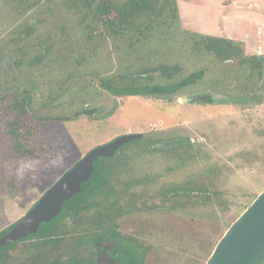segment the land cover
<instances>
[{
    "label": "trees",
    "instance_id": "trees-1",
    "mask_svg": "<svg viewBox=\"0 0 264 264\" xmlns=\"http://www.w3.org/2000/svg\"><path fill=\"white\" fill-rule=\"evenodd\" d=\"M24 1L28 2L23 9L26 11L38 2ZM62 4L75 18L69 37H59L67 40L65 52L59 54L57 41L60 39L55 35L37 37V33L33 35L36 29L26 24L22 45L3 52L0 57V126L10 140L8 154L18 161L14 173L2 184V188H8L11 194L24 181H30L39 172L62 162L61 153L42 134L43 121L111 116L116 105L103 112L101 98L106 93L115 97L139 95L171 100L202 80L206 75L205 68L200 67L177 78L181 70L173 73L170 65L157 60L158 54L165 52L170 42L173 46L189 43L196 56L208 55L217 62H237L245 82L241 94H249L252 88L264 82V54H247L241 42L226 36L182 29L178 0H62ZM73 32L76 38L72 37ZM11 54L14 57H7ZM7 64L13 66L7 67ZM12 71H18L13 74L14 83L3 86L1 80L6 78L5 73ZM75 101L79 105L72 112L55 113L56 108L73 106ZM198 102L214 104L216 99L210 93H204ZM144 136L124 144L111 157H99L91 177L82 184L81 192L64 203L57 217L48 223L42 222L36 233L0 247V264H63L66 259L73 258L79 251L81 240L64 244L54 235L58 229L69 225L66 224L67 215L72 220L70 225L75 222L83 225L77 214L85 208L87 191L93 197L100 194L108 201L110 196L115 197L109 203L118 204L120 208H111L96 220L116 225L112 230L115 236L122 238L124 263L139 261V264H146L151 261L150 254L156 251L155 245L141 240L140 229L134 231L137 234L117 230V222L134 212H174L172 210L189 202L210 205L213 198L208 188L193 178L162 183L159 188L151 190L154 175L123 177L124 172L132 171L136 156L154 155L156 151H170L176 155L174 165L167 170L186 167L207 157L191 139L173 140L163 147L157 144L158 139L147 140ZM129 147H133L132 153L126 152ZM212 170L214 168L205 169L196 175L215 177L209 173ZM117 185L122 187L117 189ZM135 187L139 190L136 191ZM195 190L204 200H199ZM160 194L162 204H147V195L155 199ZM194 196L197 199H192ZM125 197L123 204L121 199ZM13 225L2 230L0 236ZM76 234L82 238L84 228ZM32 238L35 240L31 241ZM25 241H29L23 247L25 255L16 259L12 250Z\"/></svg>",
    "mask_w": 264,
    "mask_h": 264
},
{
    "label": "rangeland",
    "instance_id": "rangeland-1",
    "mask_svg": "<svg viewBox=\"0 0 264 264\" xmlns=\"http://www.w3.org/2000/svg\"><path fill=\"white\" fill-rule=\"evenodd\" d=\"M36 1L35 7L26 11L23 9L27 1L0 0V57L3 52L22 45L26 24L36 29L33 35L37 33V37L49 34L58 39L69 37L75 18L62 0ZM178 4L182 29L226 36L241 42L247 54L259 51L264 54V0H178ZM72 37L76 38L74 32ZM66 41L65 38L57 41L59 54L66 51ZM190 49L187 42L175 46L170 42L169 48L158 54L157 60L170 65L173 73L181 70L177 78L200 67L206 69L202 80L171 100L139 95L115 97L106 93L101 98L103 112L116 105L111 116L43 121L42 134L61 153L62 162L24 181L14 194L2 188V184L14 173L18 161L8 154L10 140L0 126V232L24 216L33 201L94 147L127 133H143L145 139H158L157 144L163 147L173 140L188 138L200 147L204 157L207 156L205 159L167 170L174 165L176 155L156 151L154 155L136 156L132 171L124 172L123 177L154 175L151 190L162 183L193 178L208 188L212 204L189 202L172 210L174 212H134L119 220V230L130 234L140 229L141 240L155 245L156 251L150 254L151 261L146 264H204L227 225L264 189V82L252 88L249 94H241L245 82L237 62H217L208 55L196 56ZM11 66L13 64H7ZM16 73L18 71L5 73L6 78L1 80L3 86L13 84ZM40 79L44 81V77ZM204 93H210L216 103H199ZM184 97L193 99L181 100ZM78 105L75 101L73 106H60L55 113H70ZM132 148H127L126 152L132 153ZM210 168L216 170L215 173L209 171L215 177L196 175ZM121 187L117 185V189ZM194 192L200 201L204 200L197 190ZM125 202L126 197L121 199V203ZM146 202L162 204V194L155 199L147 195ZM28 243L20 242L12 250L16 259L25 255L23 247Z\"/></svg>",
    "mask_w": 264,
    "mask_h": 264
},
{
    "label": "water",
    "instance_id": "water-1",
    "mask_svg": "<svg viewBox=\"0 0 264 264\" xmlns=\"http://www.w3.org/2000/svg\"><path fill=\"white\" fill-rule=\"evenodd\" d=\"M192 97L181 100L191 101ZM143 133H127L96 146L66 171L15 225L0 236V247L36 233L62 211L64 203L80 193L99 157L113 156L124 144ZM205 264H264V189L233 221L218 240Z\"/></svg>",
    "mask_w": 264,
    "mask_h": 264
},
{
    "label": "flooded vegetation",
    "instance_id": "flooded-vegetation-1",
    "mask_svg": "<svg viewBox=\"0 0 264 264\" xmlns=\"http://www.w3.org/2000/svg\"><path fill=\"white\" fill-rule=\"evenodd\" d=\"M41 197L33 201L28 211L37 204ZM112 197V200L109 201L115 200V197ZM105 200L107 202L103 203V196L100 197V194H95L93 197L91 192L87 191L84 203L85 208L77 214L81 217V219L77 218L79 221L83 222V225L78 222L77 224L75 222V224L70 225L72 223L70 215L65 216L66 224L69 225H64V228L58 229L56 231V235L54 236L57 238V241L64 244H69L78 240H81V244L79 245V251L75 254V256L73 258L66 259L63 264H125L123 261L124 249L120 244L122 238L115 236L113 233L114 229L112 230V228H116V225H113V222L105 223L98 222V220H96L98 217L105 216V213L111 208L112 210L120 208L118 204L109 203L106 198ZM22 217L17 219V221L12 224L15 225ZM119 227L120 225L117 222V230H119ZM80 228H84L85 234L82 238L78 237V234H76ZM34 240L35 238H32L31 241ZM133 264H139V261H133Z\"/></svg>",
    "mask_w": 264,
    "mask_h": 264
},
{
    "label": "crops",
    "instance_id": "crops-1",
    "mask_svg": "<svg viewBox=\"0 0 264 264\" xmlns=\"http://www.w3.org/2000/svg\"><path fill=\"white\" fill-rule=\"evenodd\" d=\"M255 48H256V47H255ZM255 54H261V51H259V52L255 53Z\"/></svg>",
    "mask_w": 264,
    "mask_h": 264
}]
</instances>
